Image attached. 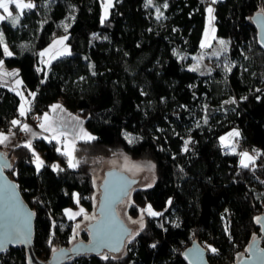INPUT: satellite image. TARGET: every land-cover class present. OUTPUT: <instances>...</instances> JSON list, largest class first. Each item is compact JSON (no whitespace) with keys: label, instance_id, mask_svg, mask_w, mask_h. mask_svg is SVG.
Wrapping results in <instances>:
<instances>
[{"label":"trees","instance_id":"16d2710c","mask_svg":"<svg viewBox=\"0 0 264 264\" xmlns=\"http://www.w3.org/2000/svg\"><path fill=\"white\" fill-rule=\"evenodd\" d=\"M210 2L153 0L146 7V0H114L102 19V0H34L36 8L24 10L19 25L0 23L13 54L4 55L0 45V60L18 66L25 90L35 94L27 121L33 114L41 120L62 101L96 136L76 143V167H69L55 140H36L45 160L39 169L29 147L4 150L0 144L12 162L6 172L35 211L39 258L47 261L73 243L81 216L69 219L65 210L77 206L76 194L88 212L95 208L102 159L120 152L156 166L155 183L129 196L130 216L139 217L148 205L160 215L145 213L143 227L121 253L81 254L64 264H187L182 251L194 240L207 248L212 264H235L253 237L264 246L255 219L264 214V51L251 19L264 12V0L215 3L216 31L229 42L232 70L221 63L202 74L189 62L201 50ZM61 35L71 52L48 66L39 48ZM21 101L0 77V133L19 118ZM233 128L240 130L242 148L258 154L248 168L221 141ZM82 239H89L87 232ZM28 258L26 248L14 246L0 255V264H30Z\"/></svg>","mask_w":264,"mask_h":264},{"label":"water","instance_id":"95a60500","mask_svg":"<svg viewBox=\"0 0 264 264\" xmlns=\"http://www.w3.org/2000/svg\"><path fill=\"white\" fill-rule=\"evenodd\" d=\"M251 19L258 30L259 45L264 51V12L258 11ZM11 166V159L0 150V241H3L14 227L19 228L25 235L18 237V242L0 247V255L11 247L23 246L28 251L30 264H64L81 254L99 255L103 252L119 254L125 249L133 231L132 227L120 216L118 207L132 194L139 183V177H131L116 168L107 170L100 185L99 204L92 212L93 214L89 219H84L79 223L73 243L68 247H59L46 261L39 258L34 249L35 211L25 201L19 183L10 178L6 172ZM10 192L14 193V199H9ZM259 217L264 220V214ZM259 225L262 228V225ZM262 231L264 232V228ZM83 232L88 233V240L82 239ZM100 239H103L108 247H99ZM250 245H253V241ZM116 248L119 250H115ZM194 249H199L202 255L194 257L191 251ZM258 249H264L259 238L255 239L251 250L248 247L246 254L238 255L235 264H264V254H260V259L256 258ZM182 255L187 264H212L207 248L196 240L182 251Z\"/></svg>","mask_w":264,"mask_h":264},{"label":"rangeland","instance_id":"374dc122","mask_svg":"<svg viewBox=\"0 0 264 264\" xmlns=\"http://www.w3.org/2000/svg\"><path fill=\"white\" fill-rule=\"evenodd\" d=\"M218 0H216L217 2ZM25 2H32L34 3V0H25ZM102 3H104V0H102ZM114 5V2H113ZM112 5V6H113ZM112 6L108 9V13L107 16H105V11H104V7L102 10V14L103 17L102 19L107 18L110 15V11ZM211 6L214 11L209 14L207 12L206 15V25L204 28V35H203V39L201 41L202 44H206L208 46L206 47H201L200 52L195 55L193 57V60H191L189 62L190 64V68H196V70H198L199 72L205 74V73H209L214 71L221 63L224 64V68L226 65L231 67V63L228 60V43L227 39L220 37L216 31L217 29V24H216V9H215V3H209L207 8ZM206 8V10H207ZM10 10L13 11L14 14H17L18 10L15 9L14 5H10ZM26 10V9H25ZM0 14L6 15V13H3V10L0 9ZM1 23V22H0ZM66 35H61L60 37H58V39H56L55 41L65 37ZM67 37V36H66ZM67 40H64L62 44H55L53 41L52 43H49V45H41L39 50L40 53L41 52H45L44 56H41V61L44 62L46 65H50V63L52 62V60H54L55 58L61 57L60 53H65L63 55H66L68 53L71 52V49L67 43ZM220 41H225L226 44H221ZM43 43V41H42ZM225 48L227 49L225 51ZM9 49V48H8ZM47 50V51H46ZM10 51V49H9ZM11 52V51H10ZM221 59L223 60L221 62ZM6 67V65L3 63V67ZM11 73V72H10ZM0 77L3 78L4 84L10 86L12 89H14L17 93H20L21 97H22V101H21V105H24L25 110H27V101L30 103L31 108L32 106V100H33V95H32V91L31 89L29 90V92H24L23 90V86H22V77H19L18 79H14L15 75H11L8 78H6L7 80H4L5 77H7L6 75H0ZM10 77L12 78L10 80ZM17 81H20L19 84H17ZM28 122H32L33 124L37 125L38 123H36L34 120L28 121ZM19 134V131H16ZM232 132H239L240 134V130H238L237 128H233L230 130V132L224 134L222 137H226L227 140L224 143H227L228 146L226 147V149L228 150V152H233L239 155L240 160L242 159L240 153L242 152H248L251 156H253L254 158L257 157V153H252L246 149L241 148V141L239 139V136H234V137H229V133ZM129 140L131 141V137L128 136ZM22 139V135H20V138ZM65 143L62 145L60 144V146H58V148L63 151V152H69L71 151V157L74 158L73 162L77 163L78 159L76 158V148H75V144H73V142L67 138L65 139ZM234 149V150H233ZM34 150L35 146H34ZM38 153V156L41 157V159L43 160L44 158L42 157L41 153L36 150V154ZM70 157L68 156V159ZM103 164L101 165V167L99 168V170L97 171L94 180H95V185H96V194H95V198H94V202H95V208H97L98 204H99V197H100V185L102 183V179L104 177V173L107 170H110L111 168H116L118 170H122L124 172H126L127 174H129L131 177H139V183L137 184L136 188H144V187H148L151 186L152 184L155 183L156 179H157V173H156V166H155V162H153L150 159H136V158H131L129 157L125 152H120L115 154L112 157L109 158H103ZM34 161L36 162L37 165V161L36 158H34ZM252 162H249V164H251ZM43 165V164H42ZM54 169L59 168L60 167V163H55L54 165ZM42 167V166H41ZM40 167V168H41ZM77 196L79 197L78 194L75 195V199L77 198ZM132 201L130 199V197L126 198L123 200V203L118 207V212L120 213V216L122 218L125 219V221L132 227V236L128 239L131 240L133 237H135L136 233L143 227L144 225V216L145 213H147L146 211H144L142 213L141 211V215L137 218H132L129 214V207L131 205ZM81 208L84 209V214L83 215H78L75 217L78 218L79 216H81V218L79 219V221H77V223L75 224V229H74V234L77 231L78 227L77 225H79V223L86 219L85 216L90 217V215H92L94 209L92 211L87 210V206L81 202L80 198H79V203L77 204V206L75 207H68L67 209H71L73 212H78ZM147 207H145L146 209ZM143 210V209H142ZM66 214V213H65ZM68 217V215H67ZM133 221H140L139 223H133ZM257 239V238H256Z\"/></svg>","mask_w":264,"mask_h":264},{"label":"snow or ice","instance_id":"6c2138e0","mask_svg":"<svg viewBox=\"0 0 264 264\" xmlns=\"http://www.w3.org/2000/svg\"><path fill=\"white\" fill-rule=\"evenodd\" d=\"M113 2L114 0H104V3H103V7H104V11H105V16H107V13H108V9L113 5ZM211 3H216V0H211ZM10 5H14L15 6V9L18 10L17 14H14L12 10H10ZM153 5V0H146V4L145 6L148 7V6H152ZM164 8H167L168 5L167 3H165L163 5ZM36 8V4L35 3H32V2H25V0H0V9L3 10V13H6V15H3V14H0V22H3L5 20L9 21L13 27L17 26L20 24V19H21V16L23 15L24 13V10L25 9H28L29 11H31L32 9ZM214 11V9L209 6L207 8V12L209 14H211L212 12ZM156 12H157V19H160L161 16L163 15L161 12H160V9L159 8H156ZM74 19V17H73ZM65 27V30H67V25L64 26ZM67 37H63L57 41L54 42V45L53 47L55 46V44H62L64 40H66ZM221 44H226L225 41H220ZM0 45L3 46V52H4V55L6 56H11L13 55L9 49H8V46L7 44L4 42V39H3V33L2 31H0ZM208 45L206 44H202L201 47H206ZM227 49L225 48V51ZM47 51V50H46ZM61 55L65 54V53H60ZM70 54V53H68ZM39 55L41 56H44L45 55V52H41ZM3 67V61L0 60V69H2ZM193 71H196V68H193L192 69ZM225 70L230 72L232 69L230 66L226 65L225 66ZM95 74V73H93ZM203 74V73H202ZM0 75H15V73H8V72H0ZM20 81H17V84H19ZM259 91V90H257ZM17 95H20V93H17ZM32 95L34 96L35 94L32 93ZM228 102H232V103H235V100H232V101H226L225 103H228ZM52 111L55 112L57 109L61 108L60 105L56 104V105H52ZM20 115H25V108H24V105H21L20 107ZM43 121L44 123H41L40 124V127L44 129V131H52L54 133V136L53 138L56 139L57 136L55 135L57 129L54 127V125L52 123H49L50 121V117L48 116L47 113L44 114L43 116ZM13 125H20V121L19 120H13L11 122ZM22 130L25 131V132H31V129L29 128V126L27 124H24L22 125ZM60 135H64L63 132L60 133ZM229 137H234V136H239V132H232V133H229L228 134ZM83 138H86L87 140H93L95 139V137L87 134V133H83ZM9 137L7 135H4L3 133H0V144H5L7 141H8ZM45 139H47V137H45ZM227 140L226 137H221V141L222 142H225ZM131 142V141H129ZM189 143V141H185V151L187 150V144ZM26 147H31V144H27L25 145ZM225 146L227 147L228 144L225 143ZM234 150V149H233ZM255 151V150H254ZM65 155H68L70 158L68 160V165L69 167H76L77 166V163H74L73 162V159L71 157V151L69 152H66ZM242 159L240 160V164L242 167L244 168H248L249 167V162H254L255 158L253 156H251L248 152H242L240 153ZM36 161H37V169H39L42 164H43V161L40 160L39 156L37 155L36 156ZM55 167V166H53ZM9 199H14V193H9ZM76 203L78 204L79 203V197L77 196L76 198ZM142 213L144 211L147 212L148 215L150 216H157V215H160V213H156L152 210V207L151 205H148L146 209H143L141 210ZM65 213L68 215V218L69 219H75L76 216L78 215H83L84 214V209L81 208L78 212H73L71 209H66L65 210ZM86 219H89L90 217L88 216H85ZM256 222L261 224L262 225V228H264V220H262L261 217H256ZM140 221H133V223H139ZM77 227H79V225H77ZM24 232L21 231L19 228H16L14 227L12 229V231H10L6 238L3 240V241H0V247H3V246H6L8 243H14V242H18V237H22L24 236ZM73 238H75L73 236ZM255 244V237H253V245ZM253 245H250L249 246V250L252 249ZM98 246L99 247H108V245L104 242L103 239H100L98 241ZM152 247H155V244L152 245ZM210 251L212 253H216L217 252V249L215 248H212L211 246H208ZM115 250H119V248H116ZM192 251V254L194 257H200L202 255L201 251L199 249H194V250H191ZM260 254H264V249H258L257 250V255H256V258L257 259H260L261 258V255ZM103 259L107 260L109 259L108 256H103Z\"/></svg>","mask_w":264,"mask_h":264},{"label":"crops","instance_id":"0c3cea01","mask_svg":"<svg viewBox=\"0 0 264 264\" xmlns=\"http://www.w3.org/2000/svg\"><path fill=\"white\" fill-rule=\"evenodd\" d=\"M0 72H8V73H15V78L14 79H18L19 77H21V73H20V68L17 67H4L2 69H0ZM5 76V75H4ZM7 77H5L4 80H7L6 78H8L11 75H6ZM2 78V77H1ZM3 79V78H2ZM12 78L10 77V80ZM12 81V80H11ZM22 86H23V90L24 92H27L25 90L24 84H23V80H22ZM60 105L61 108L57 109L55 112L52 111V105ZM27 110H25V115H20V111H19V118L15 119V120H19L20 121V125H13L11 129L9 130V132H4V135H7L9 137L8 141L3 145V149L4 150H8L11 147H14L16 145H27V144H31L30 149L34 151L35 154V158L38 155V153L36 154V150H34V146H35V142L38 139H42L47 137L48 141H56L58 143V146H60V144H64L65 143V139L69 138L73 144H75L80 140H86V138H83V133H87L93 137L96 138V136H94L90 130L87 128L86 125H84V119L82 118L81 115H79L77 112H73L72 110H70L67 105L62 102V101H58V102H53L49 108L48 111H46L45 113L48 114V116L51 118L49 123H52L54 125V127L57 129L55 135L57 136L56 139L53 138L54 133L52 131H44L43 128L40 127L41 123H44L43 119H41L39 121V123L37 125L33 124L32 122H28L26 119V116L28 115V113L31 110V106L30 103L27 101ZM44 113V114H45ZM44 114L42 116H44ZM43 118V117H42ZM27 124L29 126V128L31 129V132H25L22 130V125ZM18 129L19 134L16 132ZM63 132L64 135H60V133ZM20 135H22V139L20 138ZM41 161H43V165L45 163V160L41 159V157H39ZM42 165V166H43Z\"/></svg>","mask_w":264,"mask_h":264},{"label":"built area","instance_id":"2783aa9c","mask_svg":"<svg viewBox=\"0 0 264 264\" xmlns=\"http://www.w3.org/2000/svg\"><path fill=\"white\" fill-rule=\"evenodd\" d=\"M32 117H33V120H34L36 123H39L40 118H39L37 115L33 114ZM241 148H242V145H241ZM33 156L35 157V154H33ZM211 253H212V252H211Z\"/></svg>","mask_w":264,"mask_h":264}]
</instances>
